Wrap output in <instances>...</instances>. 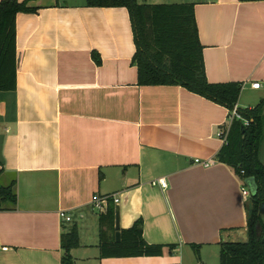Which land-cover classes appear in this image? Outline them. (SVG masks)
<instances>
[{"label": "crops", "instance_id": "1", "mask_svg": "<svg viewBox=\"0 0 264 264\" xmlns=\"http://www.w3.org/2000/svg\"><path fill=\"white\" fill-rule=\"evenodd\" d=\"M86 1L32 0L37 12L15 18L14 114L0 95V160L17 199L0 212V264H61V235L75 227L82 237L94 195L106 198L98 220L110 210L115 220L117 207L119 229L141 221L143 241L160 253L100 258L89 247L95 253L80 257L79 243L74 264H205L246 232L242 181L217 161L229 112L181 87L138 86L128 12ZM137 1L193 4L207 81L245 84L239 109L264 102V1ZM157 179L166 189L151 185Z\"/></svg>", "mask_w": 264, "mask_h": 264}, {"label": "trees", "instance_id": "2", "mask_svg": "<svg viewBox=\"0 0 264 264\" xmlns=\"http://www.w3.org/2000/svg\"><path fill=\"white\" fill-rule=\"evenodd\" d=\"M264 0H239L261 2ZM32 0L0 1V95L10 97L9 115L14 114L16 84L15 18L22 13H35ZM88 8H124L129 15L135 53L131 64L137 70L140 87L176 86L220 105L230 113L237 106L241 85L238 83L211 84L207 81L203 63V47L199 42L194 17V5L187 3L147 4L137 0H87ZM96 64L99 57L92 53ZM264 102L253 109H239V120H233L226 142L217 161L228 165L246 186L253 178L256 194L246 206V239L220 244V264H264V216L259 213L264 204V166L259 161V143L262 136ZM246 123V125H244ZM0 160V212L12 211L16 205V181L4 185ZM243 172V174H241ZM114 212L99 217V257L135 258L154 257L160 248L147 245L142 239V223L122 231L115 241ZM78 232L73 227L61 235L63 256L61 264H74L71 251L79 247Z\"/></svg>", "mask_w": 264, "mask_h": 264}, {"label": "built area", "instance_id": "3", "mask_svg": "<svg viewBox=\"0 0 264 264\" xmlns=\"http://www.w3.org/2000/svg\"><path fill=\"white\" fill-rule=\"evenodd\" d=\"M244 87H245V84H242L241 88L243 89ZM250 88L253 90H259V89H261V85L258 82L251 83ZM237 108L238 107L235 106L233 108V110L229 113L227 125L224 127L223 130L218 132L216 135L221 140L223 145L226 142V136H227V133L229 131L230 124L232 123L233 120H236V119L239 120L240 119V116L237 112ZM244 125H246V123H244ZM213 163H214V161L212 159L211 160L210 159L205 160V161L195 160V164L202 166L204 168L211 166ZM241 174H243V172H241ZM151 185L152 186H158L163 190L166 189V182L164 179H157L155 181H152ZM241 196L245 202H247L250 198V193H249L248 189L246 188V186H244L243 184L241 186ZM105 201H106L105 197H100L98 195H94L91 199V204H92L93 210L99 214L101 212H103V207H104ZM114 203H118V200L114 199ZM59 218L61 219V221H64V222H70L71 221L70 217L65 212H60Z\"/></svg>", "mask_w": 264, "mask_h": 264}, {"label": "rangeland", "instance_id": "4", "mask_svg": "<svg viewBox=\"0 0 264 264\" xmlns=\"http://www.w3.org/2000/svg\"><path fill=\"white\" fill-rule=\"evenodd\" d=\"M166 2H174V1L166 0ZM87 224L88 225L84 226L83 230H81L82 237L78 240L83 248H80L79 250L74 252L75 254H79V255L81 254L80 257H82V255L84 254L94 252L99 246V240H98L99 220H98V213L96 211L93 212L91 211L90 219L88 220ZM94 227L97 228L92 232L91 229H93ZM89 247L94 248L95 250ZM98 253H100L99 249H98ZM206 255H208V257L204 256V259H202L203 262H205V264H220L219 255L217 257V255H211L210 252H207Z\"/></svg>", "mask_w": 264, "mask_h": 264}, {"label": "water", "instance_id": "5", "mask_svg": "<svg viewBox=\"0 0 264 264\" xmlns=\"http://www.w3.org/2000/svg\"><path fill=\"white\" fill-rule=\"evenodd\" d=\"M245 184L250 192V196H254L256 194V184L253 178H249L247 180H245ZM259 213L264 216V204H262L260 206V210ZM114 227L117 230V232L115 233V241L119 242L120 240V234L118 232L119 229V209L116 207L115 209V220H114ZM235 235H238L239 237H243L244 239H246V234H243L242 232H235L231 237L233 238ZM262 243H264V237L262 239Z\"/></svg>", "mask_w": 264, "mask_h": 264}]
</instances>
